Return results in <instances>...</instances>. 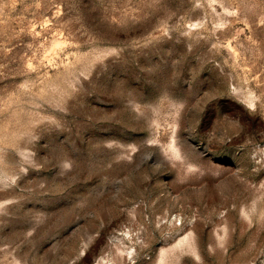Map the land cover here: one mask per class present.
Segmentation results:
<instances>
[{"label": "rangeland", "instance_id": "374dc122", "mask_svg": "<svg viewBox=\"0 0 264 264\" xmlns=\"http://www.w3.org/2000/svg\"><path fill=\"white\" fill-rule=\"evenodd\" d=\"M0 264H264V0H0Z\"/></svg>", "mask_w": 264, "mask_h": 264}]
</instances>
